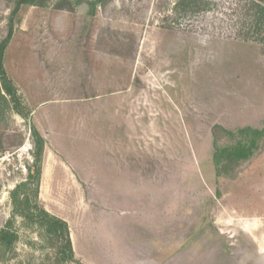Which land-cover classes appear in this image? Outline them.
<instances>
[{
  "label": "rangeland",
  "instance_id": "1",
  "mask_svg": "<svg viewBox=\"0 0 264 264\" xmlns=\"http://www.w3.org/2000/svg\"><path fill=\"white\" fill-rule=\"evenodd\" d=\"M173 2L48 0L12 18L3 66L28 118L0 117V229L35 129L38 200L79 264H264V33L238 37L264 0ZM13 7L0 0V41ZM41 241L23 231L2 264H47Z\"/></svg>",
  "mask_w": 264,
  "mask_h": 264
},
{
  "label": "trees",
  "instance_id": "2",
  "mask_svg": "<svg viewBox=\"0 0 264 264\" xmlns=\"http://www.w3.org/2000/svg\"><path fill=\"white\" fill-rule=\"evenodd\" d=\"M202 0H175L171 12L174 14L183 11L187 7H196ZM48 0H14V7L11 12L9 29L6 37L0 41V117L6 109H11L23 119L28 118L21 98L11 79L7 76L3 66L4 51L12 36L13 20L19 9L23 6L45 7ZM91 5L96 6V2ZM254 13L241 17L239 38L248 41L254 39L255 35L264 33V4H254ZM55 10H68L67 1H61L54 7ZM252 9V10H253ZM264 47V37L260 41ZM259 133L262 130L257 131ZM33 144L32 163L27 164L25 178L15 184L8 192L11 205V216L0 229V264L5 263L14 254L20 234L23 231H36L42 239L37 247L42 250V258L47 264H79L75 258L69 237V230L66 222L49 214L39 203V181L42 172L44 153V141L39 137L35 129L31 131ZM20 220V225L15 226V220ZM28 246L32 247L31 242ZM43 264V263H40ZM45 264V263H44Z\"/></svg>",
  "mask_w": 264,
  "mask_h": 264
}]
</instances>
